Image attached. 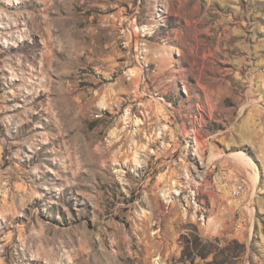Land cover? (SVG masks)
Returning a JSON list of instances; mask_svg holds the SVG:
<instances>
[{"label": "rangeland", "instance_id": "rangeland-1", "mask_svg": "<svg viewBox=\"0 0 264 264\" xmlns=\"http://www.w3.org/2000/svg\"><path fill=\"white\" fill-rule=\"evenodd\" d=\"M194 234L264 264V0H0V264H211Z\"/></svg>", "mask_w": 264, "mask_h": 264}, {"label": "trees", "instance_id": "trees-1", "mask_svg": "<svg viewBox=\"0 0 264 264\" xmlns=\"http://www.w3.org/2000/svg\"><path fill=\"white\" fill-rule=\"evenodd\" d=\"M184 240V248H183V256L186 259H189L191 263H194L197 259L201 261H205L211 257V264L215 263V245L209 241L200 240L196 234L191 237H183ZM236 246L241 250L244 249L243 245L236 244ZM222 255L226 252V249H220ZM220 254V255H221Z\"/></svg>", "mask_w": 264, "mask_h": 264}, {"label": "built area", "instance_id": "built-area-1", "mask_svg": "<svg viewBox=\"0 0 264 264\" xmlns=\"http://www.w3.org/2000/svg\"><path fill=\"white\" fill-rule=\"evenodd\" d=\"M242 192H243V186L241 183L239 182H235L232 186L231 189L229 191L230 196L235 199L238 200L241 198L242 196ZM185 203H192V207H196V200H193L191 198L190 195H187L186 199H185Z\"/></svg>", "mask_w": 264, "mask_h": 264}, {"label": "bare ground", "instance_id": "bare-ground-1", "mask_svg": "<svg viewBox=\"0 0 264 264\" xmlns=\"http://www.w3.org/2000/svg\"><path fill=\"white\" fill-rule=\"evenodd\" d=\"M144 112H145V111H144ZM146 112H147V111H146ZM140 113H141V112H140ZM142 114H143V112H142ZM144 114L146 115L147 113H144ZM140 115H141V114H140ZM141 116H142V115H141ZM149 118H150V117H149ZM149 118H148V119H149ZM145 119H146V117H145ZM145 119H144V120H145ZM136 121H137V120H136ZM136 123H137V124H136ZM136 123H135V124H136L137 126L142 125V123H140L139 121H137ZM147 123H148V122H147ZM136 125H135V126H136ZM137 129H138V128H137ZM141 134H142L141 130H140V131L138 130V131H137V136L140 137ZM141 148H142V147H141ZM141 150H142V149H141ZM143 150H144V149H143ZM124 155L126 156V158L128 157V153H125ZM193 200H194V199H193ZM188 204L190 205V203H187V205H188ZM190 207H191V205H190Z\"/></svg>", "mask_w": 264, "mask_h": 264}]
</instances>
